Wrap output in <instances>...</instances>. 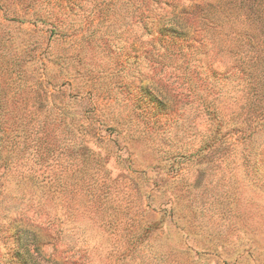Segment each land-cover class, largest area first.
<instances>
[{"label": "rangeland", "instance_id": "1", "mask_svg": "<svg viewBox=\"0 0 264 264\" xmlns=\"http://www.w3.org/2000/svg\"><path fill=\"white\" fill-rule=\"evenodd\" d=\"M0 264H264V0H0Z\"/></svg>", "mask_w": 264, "mask_h": 264}, {"label": "clouds", "instance_id": "2", "mask_svg": "<svg viewBox=\"0 0 264 264\" xmlns=\"http://www.w3.org/2000/svg\"><path fill=\"white\" fill-rule=\"evenodd\" d=\"M121 42L128 43L127 40ZM128 44L132 45L135 49L139 51V62L134 67H126L128 78L125 79L124 81L139 84L140 81L146 78L143 71V63L144 62L157 63L159 60L164 59V56L160 54V49L163 48L165 52L168 51L164 46L156 43L154 37L152 36L147 44H141L139 47H136L132 43H128Z\"/></svg>", "mask_w": 264, "mask_h": 264}]
</instances>
